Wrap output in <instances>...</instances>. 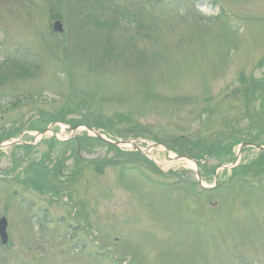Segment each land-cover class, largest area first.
<instances>
[{
    "label": "rangeland",
    "instance_id": "rangeland-1",
    "mask_svg": "<svg viewBox=\"0 0 264 264\" xmlns=\"http://www.w3.org/2000/svg\"><path fill=\"white\" fill-rule=\"evenodd\" d=\"M43 111L86 113L123 129L116 139L143 131L182 154L204 153L202 184L221 186L205 190L191 164L168 163L162 147L158 170L85 136L80 160L66 141L55 144L48 164L67 157L69 193L54 196L21 184L51 135L29 156L5 148L0 218L10 243L0 238V264H264V169L250 165L262 154L241 151L249 174L237 181L219 169L215 182L214 169L234 161L236 139L264 144V0H0V135ZM225 145L231 152L214 149Z\"/></svg>",
    "mask_w": 264,
    "mask_h": 264
},
{
    "label": "trees",
    "instance_id": "trees-1",
    "mask_svg": "<svg viewBox=\"0 0 264 264\" xmlns=\"http://www.w3.org/2000/svg\"><path fill=\"white\" fill-rule=\"evenodd\" d=\"M21 64H23V66L22 67H24V64H27V67L29 66V68H27V69H30L31 67H30V63H28V62H23V63H21ZM82 105H80V107H81ZM79 112V111H78ZM49 115H52L51 117H49V118H46V119H42V120H39L37 123H34V125L33 126H31V128H40L39 126H45L47 123H49V122H53V121H56V120H66V122H68V123H70V124H78V123H81V122H88V123H92L93 125H95V126H104V127H108V125H107V123H105V122H99V121H96V120H93V121H89V120H91L90 119V117L86 120V118L84 117L82 120L83 121H78V120H72V119H66V116H67V114H66V112L64 113V112H62V114L61 115H59V116H54L55 114H52V113H49ZM16 132H17V130H16ZM16 132H13V131H10V132H7L6 134V136L5 137H10V136H12V135H15L16 134ZM236 141H237V139H236ZM70 144H73L74 145V149H73V153H74V156H75V158L77 159V160H79V158H80V154H79V152L80 151H78V148L79 147H81V146H83V145H87L88 146V144H87V141H86V139H81L80 140V142H78V141H73L72 143H70ZM52 145V144H51ZM232 145V144H231ZM231 145H229V146H223V147H218V148H215V150H220L221 148H222V150L223 149H227V151H230V147H231ZM109 147L111 148V149H113V150H116L117 151V155H119V154H123V152L121 151V150H119V149H117V148H115L114 146H112V145H109ZM203 155H204V153L202 154V153H197L195 156L196 157H203ZM60 169V166L57 168V171H60L59 170ZM249 169V168H248ZM248 169H247V167L246 166H242L241 167V170H240V172L242 173H246L247 171H248ZM53 170H55V169H53ZM40 171V172H39ZM248 173V172H247ZM77 175H78V171L77 172H75L74 173V176H76L77 177ZM28 178V177H27ZM34 179V180H33ZM33 179H32V181H31V185L36 189V190H43V181H42V179H43V174H42V171L41 170H37V172H35V174L33 175ZM31 180V179H30ZM56 194H59V192H56Z\"/></svg>",
    "mask_w": 264,
    "mask_h": 264
},
{
    "label": "water",
    "instance_id": "water-1",
    "mask_svg": "<svg viewBox=\"0 0 264 264\" xmlns=\"http://www.w3.org/2000/svg\"><path fill=\"white\" fill-rule=\"evenodd\" d=\"M55 30L62 31V23L60 21H56L54 24ZM88 129L93 130V128L88 127ZM94 131V130H93ZM249 145V144H247ZM244 146V145H243ZM261 149H264V147L258 146ZM7 219L5 217L0 219V235L2 237V241L6 243L8 241V234H7Z\"/></svg>",
    "mask_w": 264,
    "mask_h": 264
},
{
    "label": "flooded vegetation",
    "instance_id": "flooded-vegetation-1",
    "mask_svg": "<svg viewBox=\"0 0 264 264\" xmlns=\"http://www.w3.org/2000/svg\"><path fill=\"white\" fill-rule=\"evenodd\" d=\"M26 132V131H25ZM27 147H31V146H27ZM52 152V149L50 150V152L49 153H51Z\"/></svg>",
    "mask_w": 264,
    "mask_h": 264
}]
</instances>
